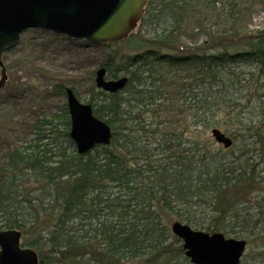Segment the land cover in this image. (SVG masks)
Segmentation results:
<instances>
[{"label":"trees","instance_id":"1","mask_svg":"<svg viewBox=\"0 0 264 264\" xmlns=\"http://www.w3.org/2000/svg\"><path fill=\"white\" fill-rule=\"evenodd\" d=\"M191 7L148 0L127 39L100 47L107 78L127 79L111 93L90 74L86 102L108 145L79 155L64 102L1 155L0 230H20L38 264H191L169 216L191 225L201 207L204 231L246 240L240 264H264V191L250 198L264 189V26L240 27L232 9L229 28L179 47ZM212 127L232 146L213 150Z\"/></svg>","mask_w":264,"mask_h":264},{"label":"water","instance_id":"2","mask_svg":"<svg viewBox=\"0 0 264 264\" xmlns=\"http://www.w3.org/2000/svg\"><path fill=\"white\" fill-rule=\"evenodd\" d=\"M148 0H0V88L7 80L2 54L19 41L28 29H42L71 39H84L100 46L118 45L134 32L144 16ZM106 70L95 71V84L106 92L121 90L126 77L106 78ZM70 119L69 137L79 155L97 145H108L112 131L97 118L90 103L78 99L71 87L65 88ZM212 138L224 148L233 141L218 127L210 129ZM171 232L182 239L185 257L193 264H240L246 250L244 239L225 237L221 232L193 229L179 220L170 224ZM17 229L0 230V264H38L37 252L21 244ZM121 264H130L123 262Z\"/></svg>","mask_w":264,"mask_h":264},{"label":"rangeland","instance_id":"3","mask_svg":"<svg viewBox=\"0 0 264 264\" xmlns=\"http://www.w3.org/2000/svg\"><path fill=\"white\" fill-rule=\"evenodd\" d=\"M191 2L188 24L190 28L178 41L179 47L182 43L187 47L198 44L202 38L200 29L229 28L232 9L237 14L240 27L255 29L264 26V0ZM87 43L85 40L71 39L42 29H30L20 35L16 45L3 52L7 81L0 88V158L6 148L20 145L31 137L28 123L33 116L50 115L62 108L65 97L55 90L56 85L72 87L80 100L86 102L90 74L102 62L106 52L97 45ZM124 52H127L125 47ZM163 116L165 114L161 113L160 121H163ZM169 121L164 120L167 124ZM203 136L210 142L213 150H226L214 141L210 129L203 132ZM262 191L264 189L260 191V187L254 190L250 195L251 200ZM201 208L195 213L199 218L191 222V225L195 229L204 230L208 220L200 219L203 215ZM206 214L208 217L211 215L208 208ZM169 217L170 228L171 222L177 220V216L170 214Z\"/></svg>","mask_w":264,"mask_h":264}]
</instances>
